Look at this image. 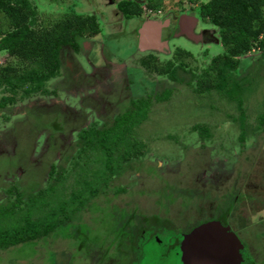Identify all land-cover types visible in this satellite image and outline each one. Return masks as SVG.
Returning a JSON list of instances; mask_svg holds the SVG:
<instances>
[{
	"label": "trees",
	"instance_id": "1",
	"mask_svg": "<svg viewBox=\"0 0 264 264\" xmlns=\"http://www.w3.org/2000/svg\"><path fill=\"white\" fill-rule=\"evenodd\" d=\"M138 1L123 0L119 8L130 17L159 6L157 0H149L148 7L143 9ZM38 9L35 0H0V50L7 51L11 57L10 62L0 66V86L14 94L2 97L1 107L14 103L19 91L21 97L37 91L50 93L47 80L58 75L64 66L63 51L68 46L79 51L84 32L100 31L96 15L69 8L55 18L45 19ZM198 10L202 20L215 27L216 39L223 48L201 74L188 69L192 56L181 48L164 66L153 56L142 59V63L148 70L178 80L183 77L177 72H189V83L198 77L197 95L216 90L234 100L239 114L232 118L242 130L243 142L252 124L242 95L251 87L257 73L261 75L264 71V0H200ZM253 51L259 52L261 58L254 63L247 57ZM170 93L165 90L154 97L163 101L169 99ZM151 103V95L133 98L123 111L113 115L108 109L101 113L102 121L82 130L69 151L62 149L65 153L57 165L52 164L46 184L29 176L3 187L0 264L12 252L19 256L18 264H35L36 260L42 264H66L64 260L71 264H151L158 260L154 253L158 247L157 253L163 259L167 254L180 255L179 248L170 247L162 238L165 219L160 214L138 215L124 205L113 203L114 195H110L112 189L116 194L126 191L124 187L114 186L115 177L125 167H133L134 161H140L144 153L141 125L149 116ZM49 112L58 113V110L45 107L43 112H37V117H46ZM256 121L255 129H260L256 139L260 143L264 140V105ZM52 123L54 133L66 129L67 121L59 117ZM193 129L201 139L209 134L206 125L195 124ZM261 146L264 149V141ZM258 160L264 164V152ZM7 164L5 160L0 164L3 177L14 173L12 165ZM39 174L43 178L41 171ZM256 235L264 246V231ZM175 236L182 240L181 233ZM261 262L264 264V260ZM243 263L258 264L255 260Z\"/></svg>",
	"mask_w": 264,
	"mask_h": 264
},
{
	"label": "flooded vegetation",
	"instance_id": "2",
	"mask_svg": "<svg viewBox=\"0 0 264 264\" xmlns=\"http://www.w3.org/2000/svg\"><path fill=\"white\" fill-rule=\"evenodd\" d=\"M94 1L97 3H93ZM121 1L123 0H85V7L83 8L86 11L85 14L96 15L100 31L93 34L84 32L81 41L82 48L79 51L69 46L63 51L64 66L61 67L58 75L47 80V88L50 93L43 94L37 91L21 97L22 91H19L15 96L16 100L14 103L9 102L2 107L0 105V164H3V160H5L6 163L14 168L12 175L10 173L9 176L4 175L3 177L0 173V176L2 175L0 177V193L3 187L10 185L12 182L20 181L22 177L29 178L30 176L33 180L38 178L46 184L52 164L57 165L61 161V155L65 153L62 149L67 148L69 151L79 133L89 128L94 122L102 121V114L108 109L114 115L116 112L123 111L133 98H148L151 95L152 103L149 116L144 121L146 123L150 119L153 106L168 102L172 98L177 85L184 84L190 88L192 93L197 95L195 87L197 86L198 77H194L189 83L190 73L180 70L177 73L179 77H183L182 81L177 78L174 79L166 73L162 74L148 70L142 63V59L153 56L160 65L164 66L167 61L174 58L176 50L180 48L177 47L172 51L170 46L172 39L178 36H183L195 43H219L214 29L198 28L199 20L196 17L194 8L198 9L200 0H176L175 2L173 1L174 3L171 2L170 7L164 6V0H157L158 9H150L140 15L130 17L120 10L119 3ZM131 1L136 0H129V2ZM148 1L140 0L138 2L143 9H146ZM186 2L190 9L186 7ZM195 3L197 4L195 5ZM98 5L103 11L100 18L95 12V9L99 8ZM40 13L45 19L55 18L54 14L48 15L42 11ZM187 16L195 19V24L189 23L185 19ZM100 20L107 28V32H103ZM150 22L162 24L159 40L154 45L144 47L141 42V31L143 25ZM149 31L148 35L156 33L154 27H150ZM120 33L125 34L127 39H129L127 43H124L126 54H122L120 44L115 47V44H117L115 40L118 39ZM104 35L109 36V38L118 35L108 41L111 42L113 40L114 44L112 46L118 52H112L111 48L106 45L107 39ZM133 40L135 41V47L132 45ZM185 51L192 56L188 60V69L193 70L197 75L201 74L209 66L214 57L208 60L204 58L206 55L204 54L201 59L204 67L197 70V67L192 64L197 60L196 56L188 50ZM0 52L6 53L8 57V60L0 62V66H3L11 61V57L5 50H0ZM136 53L140 54L139 58H137L140 68L136 67L135 69H143V72L156 74L157 76H166L175 85L164 86V82L159 80V83L156 82L157 86L154 89L145 91L146 88H144L143 93L139 92L135 86L134 76H131L132 73L134 74L132 72L133 68L131 69L125 63L127 59H133ZM206 53L208 56L207 51ZM162 55H165V57ZM160 56L167 58V60L163 63L160 62ZM3 87L0 86V101L3 96H14L12 92L4 91ZM165 90H170L171 92L169 99L157 101L154 96L162 94ZM62 92H67L73 96L75 101H64L61 97ZM45 107L57 109L58 113L49 112L46 117H37V112H43ZM57 117L60 120L67 121L66 129L54 133L52 131V122ZM250 123L252 126L247 129V135L243 142L241 140L242 130H240L238 135L239 147L236 150L238 156L233 159L236 170L233 173L226 174H223L222 170L225 168L224 165L231 160L226 161L227 159L218 158L214 162L210 161L209 157L204 159L203 156L199 155L201 150L207 148L203 140L206 137H210V131L204 139H201L196 130L197 137L201 140L198 146L197 144H187L185 142L184 145L178 133H168L164 136L163 140L167 138L174 140H168L172 143L174 142L173 147L177 146L178 148L183 144L182 146L186 149L189 148V151L186 152L187 155L184 154L182 157V161L184 159L185 161L180 163L177 169L173 170L170 168L165 169L163 161L160 167L159 157L154 159V153H156L157 149L153 146L154 141L152 140H154L155 136L153 137V135H156L157 130L153 129L150 133V130L145 129L142 134V140L146 146L144 153L140 157V161H134L133 167H125L122 174L115 177L114 186L124 187L126 191L116 194L112 189L110 195H114L113 203L119 206L124 205L128 211L131 210L138 215L151 216L155 213L160 214L165 219L163 223L164 230L169 233L167 244L170 247L180 249L178 258L181 264L184 262L182 249L184 237L194 229L212 221H218L223 226L228 227L229 231L235 233L240 239L243 244L239 251L240 264L244 260H255L258 264H262L264 250L255 242L258 239L256 234L263 230L262 228L264 227V220L260 214L264 210V164L258 160L264 152L263 146H261V142L264 140L259 143L258 139H256V134L260 131V129H255L257 121ZM193 126L190 130L193 129ZM145 131L150 134L145 133ZM249 135L254 137V142L251 146L247 144ZM262 136L264 137V133ZM251 151L256 154V163L245 168L243 160L247 158L246 156ZM256 164L258 168L255 167ZM40 171L43 174V178L39 174ZM185 171L190 180L185 183L178 181L177 178L174 180L175 178L167 176L169 174L170 176H176V174ZM13 176L16 179L11 181ZM153 178L159 181L154 183L159 186L155 191H151V188H149L151 183L148 179ZM139 186L141 189H135V187ZM189 191H192V193L190 194ZM230 191L239 193L242 197L236 193L229 197ZM130 195L136 198L133 199L135 204L132 208H129L128 202L125 204L121 203L123 196L127 197ZM137 196H143L144 199L138 202ZM3 198L4 194L1 193L0 200ZM150 202L152 205L157 206L158 209L149 211L146 205L148 207ZM133 223H136V221H133ZM147 224L145 223L149 227L150 225ZM180 233L183 236L182 240L175 236Z\"/></svg>",
	"mask_w": 264,
	"mask_h": 264
},
{
	"label": "rangeland",
	"instance_id": "3",
	"mask_svg": "<svg viewBox=\"0 0 264 264\" xmlns=\"http://www.w3.org/2000/svg\"><path fill=\"white\" fill-rule=\"evenodd\" d=\"M35 1L39 7V10L48 15L54 14L53 16H57L61 14L63 11L68 10L69 8H72L75 11L80 12V13L86 12L83 9L85 7V0H35ZM173 1L175 2L176 0H164L163 1L164 6L170 7L171 2ZM93 3H97V2L94 1ZM196 4L197 3H195V5ZM185 5L188 9H190V7H188L187 2ZM98 7H99L97 8L98 11L97 9H95V12L100 18V15L103 13V11L99 5ZM194 11L196 12V17L199 20L198 28H205L209 30L215 29V27L212 24L207 23L202 20L200 16V12L197 8H194ZM100 22L102 24L103 32H107V28L102 23V20H100ZM104 36L107 39L106 45L111 48L112 52L113 51L118 52L117 50H115V47L118 44H120L121 49H122L121 50L122 54H126L127 51L124 50L125 49L124 43H127V40L129 39H127V36H125V34L120 33L119 36L116 35L114 37L113 36L110 37L114 39L118 36V39L115 40V43L117 44H115L114 48L112 46V44H114L113 40L111 42H108L110 41L109 36L107 35H104ZM132 45L134 47L136 46L134 40L132 42ZM170 46H171L172 51L175 50L177 47H180V48H183L185 50L192 52L196 56V59H197L192 64L197 67V70H200L204 67V63L201 61V59L204 57V54H206L204 58H207L208 60H210L213 56L220 54L223 50L220 42L219 43L209 42L206 44H201V43L192 42L191 40H188L187 38L183 36L181 37L178 36L176 38H173ZM206 51L208 52V56H207ZM259 55H260L259 52L253 51L247 57L248 59L251 60L252 63H254L257 58H258V61L261 59ZM139 56L140 54L136 53L133 58L134 60L127 59V61L125 62L128 67L130 66L131 69L133 68L132 72H134V74L131 72L132 73L131 76H134L135 86L137 87V90L139 92L143 93L144 88H146L145 91L154 89L157 86V83H159V80H162L164 82L163 83L164 86L175 85V83L172 80L168 79L166 76H157L156 74H150L147 72H143L142 71L143 69L142 70L135 69L136 67L140 68V65L137 61V58H139ZM162 56L165 57V55H162ZM159 59H160V62L162 63L165 60H167V58L165 59L161 56ZM5 60H8L6 53L0 52V62H3ZM243 66L247 68L248 65L244 63ZM256 69H258V67H256ZM255 71L253 70L252 73H255ZM247 79H249V77H247ZM250 86L251 87L248 88V90L246 89V92L242 95V99H243L244 105L247 110L248 120L249 122L253 123L256 121L257 113L263 108V105H264V71H262L261 75L257 73L256 78L250 84ZM158 88L160 89L159 84H158ZM61 97L64 101H69V102L75 101V98L69 95L67 92L66 93L62 92ZM151 111L152 112L150 114L149 121L144 123V125H142V128L144 130L145 129L150 130V133H151V130L153 129L157 130L156 135H153V137L154 136L155 137H154V140L152 141H154L153 146H155V149H157L156 153H154L155 154L154 159H156V157L160 158V161H159L160 167L163 161V166L165 169H168V168L173 169V170L177 169L180 166V163L185 161L184 158H183L184 160L182 161L183 155L189 151V148L186 149L184 146H182L183 144L178 148L177 146L173 147L174 142L172 143L168 140H171V141H174V140L171 138L169 139L167 138L166 140H163L165 138L164 136H166L168 133L170 134L178 133L183 143L184 142L187 144L193 143L195 145L197 144L198 146L201 140L198 139L197 137V131L193 129L190 130V128L194 124H201V125L204 124L209 128L210 137H206L205 140H203L207 148L201 150V153L199 155L203 156L204 159H207L209 157L210 161H214V162L218 158H221L222 160L227 159L226 161L231 160L230 162H227L224 165L225 168L222 170V172L223 174L235 172L236 170L235 162L233 159H235L238 156L236 150L239 147L238 135L240 133L241 128L238 125V123L235 122L232 118L233 115L237 116L239 114V110L234 100H231L227 96L221 95L217 91H211L209 93L206 92L201 95H195L194 93L191 92L188 86L184 84H179L177 85V87H175L172 98L168 102H164L162 104H155ZM145 133L150 134L148 131H145ZM253 142H254V137L249 135L247 137V144L251 146ZM151 150L155 151L154 149H151ZM246 157L247 158H245V160H243L242 158L243 162L245 163V165H243L245 168H247L248 166H251V164L253 163H256L255 152L251 151V153ZM187 167L189 168L188 165ZM255 167L258 168V165L256 164ZM167 176L175 178L174 180H176L177 178L178 181H182L184 183L189 180L186 171L176 174V176L175 175L170 176V174ZM15 179L16 177L13 176L11 178V181ZM148 180L151 183L150 187L149 186L148 187L151 188V191H155L159 187L157 184H154L155 182L156 183L159 182L158 179L153 178V179H148ZM242 182L244 185L243 180ZM144 187H147V186H144ZM138 188L141 189L140 186L135 187V189H138ZM185 190H188V189H185ZM189 192L190 194L192 193V191H189ZM235 193L236 192L230 191V194L228 196L231 197V195H235ZM236 194L240 195L239 193H236ZM123 197L124 198H122L121 203L125 204L128 202L129 208H132L135 204L133 203L135 202V200L133 199H136V198H133L131 195L127 197L126 196H123ZM240 197L242 196L240 195ZM142 199H144L143 196L142 197L137 196L138 202L142 201ZM146 208L149 211L158 209L157 206L152 205L151 202L150 204H148V207L146 205ZM260 214L262 215V219L264 220V210ZM254 217L257 218L256 216ZM241 223H243V221H241ZM262 229L264 231V227ZM162 238L167 242V239L169 240V233L164 232ZM259 240L260 242H263L261 239H258V240L256 239L257 245H259V247L261 248H264V246L258 243ZM164 248H161V249L165 251ZM157 251H160L159 247ZM157 251L154 253H155V257L158 260L154 259L151 264H178V262L180 261L178 256L173 255V253L167 254V256L163 259L162 255H160V253H157ZM148 254L150 253L148 252ZM6 256H7V260L2 262L3 264H18L19 263L18 261L20 260L19 256L14 255L13 252ZM2 258H3L2 254L0 253V262ZM64 261L66 264H71V262H69L68 260H64ZM35 264H42V262L41 260H36ZM145 264H147V262Z\"/></svg>",
	"mask_w": 264,
	"mask_h": 264
},
{
	"label": "water",
	"instance_id": "4",
	"mask_svg": "<svg viewBox=\"0 0 264 264\" xmlns=\"http://www.w3.org/2000/svg\"><path fill=\"white\" fill-rule=\"evenodd\" d=\"M185 19L195 24V19L189 16ZM161 26L162 24L154 22L143 25L142 46L149 47L157 43ZM150 27L155 28V34L148 35ZM182 244L183 264H240L241 262L239 251L243 244L235 233L230 232L228 227L218 221L194 229L184 237Z\"/></svg>",
	"mask_w": 264,
	"mask_h": 264
}]
</instances>
